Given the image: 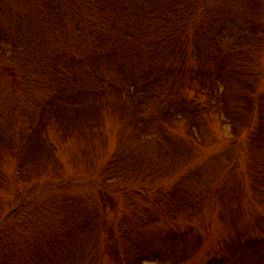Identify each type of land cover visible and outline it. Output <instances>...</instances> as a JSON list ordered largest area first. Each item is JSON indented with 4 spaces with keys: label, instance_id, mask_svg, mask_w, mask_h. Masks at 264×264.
I'll return each mask as SVG.
<instances>
[{
    "label": "trees",
    "instance_id": "1",
    "mask_svg": "<svg viewBox=\"0 0 264 264\" xmlns=\"http://www.w3.org/2000/svg\"><path fill=\"white\" fill-rule=\"evenodd\" d=\"M224 1L50 0L48 14L44 18L38 17L36 25L33 23L30 27L27 13L22 15L20 12L24 0H0V264H96L106 257L113 264L185 262V249L178 252L175 247L186 245L185 238L193 230L190 225L195 223L203 200L200 196L189 197L185 192L180 194L181 183H173L165 193L162 187L148 190L135 183L140 180V171L148 173L142 178V184L155 185L180 173V166L172 165L164 171L155 165L145 169L143 154L129 150L128 145L123 150L120 146L119 151L98 169L99 178H102L101 182L96 181L101 210L98 203L92 202L88 207L84 200L70 196L63 203L55 198L42 202L49 193L70 187V182L64 181L55 169L58 170L57 143L52 141L50 133L64 141L81 129V123L91 126L101 122L105 115L103 106H97L98 98L110 96L114 106L108 105L106 112L118 122L126 123L125 130L130 139L155 143L157 138H148V133H154V129L166 132L167 126L175 127V121H186L185 133L190 141L187 137L160 133L162 140L157 144L162 149L171 148L178 157L188 161L194 155L192 142H198L196 146L203 143L198 136L201 129L196 132L199 126L196 120L201 119L203 113L211 112L215 106L214 112L220 114L223 125L236 121L227 111L231 81L237 76L232 70L236 59L230 62L236 58L235 54H241L235 45L241 41L252 45V41L261 40L258 36L263 33L258 24L240 25L237 29L233 26L228 31L229 40L227 37L223 40L220 36H226L223 34L225 30H220L213 36L218 40L204 59L200 53L195 59H188L190 46L194 45L195 51L198 48L195 44L198 45L200 19L212 6ZM245 2L250 5L251 14L256 12L259 15L264 10V0ZM49 32L51 35L47 37ZM48 38L60 45L52 46ZM142 47L148 51L156 47L164 58L167 55L172 57L167 76L177 78L186 71L192 82L199 80L196 83L199 91L208 95L210 102L199 105L190 99L189 90L185 89L187 93H175L176 96L169 95L171 97H166L164 102L159 101V113L155 117L154 113L146 117L140 112V106L143 101L147 104L152 101L140 94L146 93L145 79L152 72L139 77H122L119 67L114 83L107 82L109 92L106 94L101 85L99 89L90 88L94 97L90 96L91 100L88 98L85 106L81 99L75 98L85 94L86 88L84 92L68 95L69 102L63 94L55 93L68 79L72 89L78 81L76 72L81 70L86 77L101 81L95 73L96 66L108 64L112 55L119 59L120 53L126 60ZM158 57L134 62L137 69L143 70L150 65L151 59ZM223 92H227L228 98L222 95ZM214 95L216 97L212 100L210 97ZM36 97L40 100L34 105H20L21 102H34ZM59 98L66 101L58 105L56 100ZM245 110L255 117L254 106H247ZM172 119L174 122L169 123ZM237 137L230 143V148L233 149L235 143L239 151L233 149L234 154L225 153L228 159L234 157V161L229 167V176L224 179L238 173L245 195L249 189L247 158L240 151L242 138ZM6 161H14L11 176L7 171L3 172ZM50 168L51 173L54 172L53 179L42 185L38 196L28 198L23 195L25 188L36 184L43 174H49ZM170 181L173 180L170 178ZM10 182L18 188V195L6 202L2 192L8 191ZM228 196L232 197L229 193L225 197ZM222 198V193L216 194L212 202L214 206ZM233 198H236L234 193ZM256 199H250L252 214L257 212L253 203ZM127 200L132 201L124 204ZM134 202H143L150 212L145 215L142 210L135 209ZM231 203L240 210L238 199L228 200L225 206ZM127 208L133 211L128 214ZM258 214L261 222L264 215ZM51 216L58 221L52 222ZM162 221L172 226L162 237L164 250L172 248L169 255L155 249L156 246L150 247V239L145 237L150 236L148 229L151 226ZM243 238L236 236L231 245H226L225 250L204 264H264V239ZM198 239H202L200 234Z\"/></svg>",
    "mask_w": 264,
    "mask_h": 264
},
{
    "label": "rangeland",
    "instance_id": "2",
    "mask_svg": "<svg viewBox=\"0 0 264 264\" xmlns=\"http://www.w3.org/2000/svg\"><path fill=\"white\" fill-rule=\"evenodd\" d=\"M24 2L25 3L20 8V12L22 15L24 12L27 13L29 19L27 23H29L30 27L33 23L36 25L38 17L44 18L49 12L48 4H50V0H24ZM249 6L250 5L246 3L245 0H225L223 4L212 6L209 13L200 19L197 37L198 45L197 43L195 44V46L198 47L197 50L195 51L196 47L192 45L188 52V59H192L193 57L195 59L196 55L199 53L204 59L206 52L210 47L212 50L214 46L212 44H214L215 40H218L213 36L220 30H225L223 34L226 36H220L221 39L224 40L226 37L228 39V31H230L233 26L237 29L240 25H259L261 32H263L258 36L261 40H257V42L252 41V45H248L247 41H241L235 45V49L241 54H235L236 58H233L230 63H233L236 59V62L232 64L234 66L232 70L237 73V76H234L235 79L231 81V88L230 86L227 88H230L229 98L227 92H223L222 94L224 97L228 98L227 111L232 119H236V121H230L228 124L223 125L220 114H216L217 111L214 112L215 106L212 105L213 108H211V112L203 113L201 119L196 120L199 123L196 132H200L201 129V133L198 136L203 143L201 146H196L198 142H192L194 147L192 153H194V155L187 161L184 160V158L178 157L171 148L167 147L162 149L157 144L162 140L160 133L187 137V133H185L187 126L186 121L174 122L172 119L169 123L174 122V128H171L173 126L171 125V127L167 126L166 132H161L159 130L155 131L156 129H154V133H148V138H157L155 143L151 142V144H148L147 142H140L137 139H130L128 131L125 130V122H118L113 115H108L109 112H106V109H109L108 105L113 104L114 106V102L110 99V96L109 98L108 96L103 98L100 97L98 98L97 106H103V113L105 115V117H103L104 120L99 123H93L91 126H85L81 123V129H77L72 136L64 141L56 137L53 132L50 133L52 141L55 144L57 143L56 165L58 166V170L57 168L55 169L58 173H61L64 181L70 182V187H68V189H59L57 192L53 191L54 193H49V196L42 198L41 201L44 202L49 198H55L61 201L59 203H63L67 197L70 196L72 198L84 200L85 205L88 207H91L92 202L98 203L99 210H101V201L96 181L99 180L101 182L102 178H99L98 169L109 161L114 153L119 151L120 146H122L123 150L124 146L128 145L129 150L134 149L135 153L144 155L143 158L146 164L145 169L154 165L156 168L160 167V171H164L172 165L181 167L180 173L156 182L155 185L150 183H147L148 185L142 184V178L148 173L140 171V180L135 182L137 186H142L148 190H153L155 187H162L165 193L170 189L173 183L179 185L181 183L180 194L185 192L189 197H191V195L200 196L201 200H203L201 201V208L195 223L190 225L193 230L185 238V240H187L186 245L183 246L180 244L175 247L178 252H183L185 249V262L183 264L206 263L210 258L214 257L216 253L222 252L223 249L225 250L226 245H231L236 236L244 237L243 240L257 237L264 239V219L260 222V214H258L261 212L262 215H264V114H262L264 111V10L260 11L259 15H257L256 12L251 14L249 12L253 11H251L252 9L248 10V8H250ZM202 23L204 25H202ZM46 35L49 37L51 33L49 32ZM48 41H50L52 46L56 47L60 45V43L51 39L49 40V38ZM152 48L155 49L148 51L145 47H142L139 50H135L134 55L126 58V60L121 58L123 57L121 53L119 54V59L118 57L114 59V55H112V57L108 58V64L95 67V73L98 74L101 81H96L91 76L86 77L85 72L82 70L80 72L78 70V72L74 71L77 73L78 78L75 86L71 89V83L68 79L60 84V88L55 93L63 94L69 102L70 98L68 95H71L73 92H84L83 90L86 88L85 94H79L75 98L81 99L85 106L87 99L93 96L90 92V88L99 89V85H101L102 90H105L106 94L109 92L107 82L111 81L114 83V75H117L116 69L119 67L122 70V77H139L144 73L152 72L148 74V78L145 79V81H147V84L145 82L146 93L140 94L143 97H150V101H152L150 104L143 101L140 106V112L146 117L153 113V117H155L156 114L159 113L161 109L159 101L164 102L166 97L176 96L175 93H187V90H189L190 99L192 101H197L199 105H206L210 102L209 96L199 91V85L196 84L199 80H194V82H192L186 71L181 72V76L178 75V80L175 77H171V75L167 76L168 69L172 66V60H170L172 57L167 55V57L164 58L162 56L164 54L160 53L156 47ZM158 55H160V58ZM154 56H157L158 59H151L147 69H137V65L134 61L143 62ZM161 58L164 61H162ZM167 58L168 61H166ZM114 63L116 64L114 65ZM2 83L7 85L5 82ZM175 83H177V85ZM184 84L187 85V87H185ZM242 86L244 87L243 89ZM248 86H251V89ZM4 89L6 88L4 87ZM101 95L102 93L100 96ZM215 97L214 95L210 98L213 100ZM39 100L40 98L36 97L33 99L34 102H21L20 105L25 104L26 106H32ZM66 100L59 98L56 100V103L59 105ZM72 102L73 100L70 101V103ZM249 104L256 108L255 117L249 110H245L247 106L250 108ZM52 130L53 128L51 131ZM238 135L242 138V140L240 139V141H242L240 151L242 155L247 158L246 173L247 176L249 175L247 185L249 189L246 190L245 195L242 193L243 185L238 178V173L224 179L228 175L229 167H231L234 161V157L228 159L225 153L230 151L234 154V150L239 151L235 143L233 144L234 150L230 148V143L235 142ZM144 138H146V136H144ZM186 139H189V137ZM188 141H190V139ZM176 147L180 149L178 145ZM14 168V161H6L3 164V172L5 173L7 171L9 176H11L10 173ZM48 172L49 174H43L36 184L30 188H25V191L22 190L23 195H26L28 198L37 197L38 193L41 191L42 185H45L48 181L53 179L52 173L54 172L52 171L51 173V168ZM170 178L173 181H170ZM54 181L56 182V178H54ZM17 190L18 188L10 182L8 191L2 192L3 199L6 202L15 199L18 195ZM220 193H222L223 198L218 205L214 206L212 203L213 200H215L214 197L216 194ZM228 193L231 194L232 197L228 196V198H226L225 196ZM233 193L236 198H233ZM251 198H257L256 201H253L255 210L257 211H253L255 214H252L250 211ZM233 199L234 201L235 199L239 200L240 210L239 207L233 203L229 206H225L228 200L233 202ZM131 201L132 200H127L124 204H129ZM134 203L135 209L142 210L145 215L148 213L149 210L143 202ZM56 210L57 212L60 211L58 209ZM131 210L132 209H126L128 214L131 213ZM50 220L52 222L58 221L55 216H51ZM150 228L151 229H148L150 236H145L150 239L149 246H156L155 249L162 250L163 253L167 255L171 254L172 248L170 251L164 250L162 237L172 226L162 221ZM199 234L202 239H198ZM201 240H203V244ZM178 252L176 253V257L179 256ZM106 258H103L96 264H113Z\"/></svg>",
    "mask_w": 264,
    "mask_h": 264
}]
</instances>
